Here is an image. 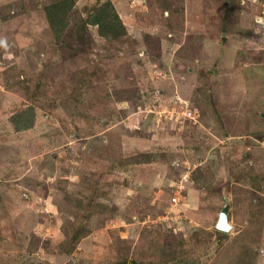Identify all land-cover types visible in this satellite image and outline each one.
<instances>
[{
  "label": "rangeland",
  "instance_id": "1",
  "mask_svg": "<svg viewBox=\"0 0 264 264\" xmlns=\"http://www.w3.org/2000/svg\"><path fill=\"white\" fill-rule=\"evenodd\" d=\"M0 40V264H264V0H0Z\"/></svg>",
  "mask_w": 264,
  "mask_h": 264
},
{
  "label": "trees",
  "instance_id": "2",
  "mask_svg": "<svg viewBox=\"0 0 264 264\" xmlns=\"http://www.w3.org/2000/svg\"><path fill=\"white\" fill-rule=\"evenodd\" d=\"M62 3H66V2H62ZM109 4V3H108ZM107 6V5H106ZM52 8H57V5H52V6H49L48 9H49V12ZM97 11H103V9H99ZM57 12L58 13H55V15H52L51 17V22L52 24L55 26V28H57V30L61 33L62 31L60 30V26H59V18L61 20V17H62V13L63 11L60 10V9H57ZM103 16L99 13V12H96V13H93L91 14L90 18H89V22L93 23V24H98L99 25V28H100V32L105 35L108 31L112 30L113 34L115 36H118L120 34V32L116 31L115 29H111L110 26H107L106 25V17H104L103 19ZM106 18V19H105ZM63 20V19H62ZM64 26V25H63ZM62 26V27H63ZM63 29V28H62ZM28 113V112H27ZM33 116V114H32ZM17 119V118H16ZM14 120L15 121V126L18 130H26V129H30L33 127V124H34V121H33V118L30 119V117L26 120V121H22V122H19L18 120Z\"/></svg>",
  "mask_w": 264,
  "mask_h": 264
},
{
  "label": "water",
  "instance_id": "3",
  "mask_svg": "<svg viewBox=\"0 0 264 264\" xmlns=\"http://www.w3.org/2000/svg\"><path fill=\"white\" fill-rule=\"evenodd\" d=\"M229 209L230 205L226 204L221 210L217 223V228L221 231H230L233 228L232 224L229 221Z\"/></svg>",
  "mask_w": 264,
  "mask_h": 264
},
{
  "label": "built area",
  "instance_id": "4",
  "mask_svg": "<svg viewBox=\"0 0 264 264\" xmlns=\"http://www.w3.org/2000/svg\"><path fill=\"white\" fill-rule=\"evenodd\" d=\"M187 112H189L188 114H189V116H193V111H187ZM188 116V115H187ZM182 193H183V191H182V189H181V191H179V193L178 194H176L174 197H173V202L174 203H177V202H179V200L181 199V197H182Z\"/></svg>",
  "mask_w": 264,
  "mask_h": 264
},
{
  "label": "clouds",
  "instance_id": "5",
  "mask_svg": "<svg viewBox=\"0 0 264 264\" xmlns=\"http://www.w3.org/2000/svg\"><path fill=\"white\" fill-rule=\"evenodd\" d=\"M4 44H6V42L3 40H0V45H4Z\"/></svg>",
  "mask_w": 264,
  "mask_h": 264
}]
</instances>
